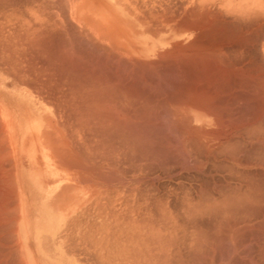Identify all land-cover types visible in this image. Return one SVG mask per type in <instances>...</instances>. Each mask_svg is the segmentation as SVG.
<instances>
[{
    "label": "rangeland",
    "instance_id": "rangeland-1",
    "mask_svg": "<svg viewBox=\"0 0 264 264\" xmlns=\"http://www.w3.org/2000/svg\"><path fill=\"white\" fill-rule=\"evenodd\" d=\"M263 2L260 10L254 0L257 6L251 19L223 4L211 6L218 12L215 25L227 30L222 28L223 50L219 52L215 43L201 41V45L216 50L213 58L221 54L218 63L232 69L234 79H230L222 73L205 78L185 63L176 68L171 60L158 61L157 55L150 59H156L155 68L160 65V69L144 73L129 59L140 54L132 40L138 33L142 39L152 38V33L169 26L185 34L186 40L179 39L182 44L193 41L196 33L201 40L203 29H187L183 21L196 6L191 0H0V49L8 45L15 50L11 58L0 50V143H5L0 146V264H57L42 255L28 260L20 249L19 223L13 221L20 211L11 207L14 199L6 192V175L12 169L18 192L13 168L22 155L25 163L19 176L24 202L18 195V205L23 211L29 203L52 210L50 201L61 190L58 203L68 202L61 187L67 182L78 188L79 196H73L72 202L91 207L98 242L93 259H85L87 264H264ZM121 33L127 36H116ZM115 40L119 47L113 45ZM15 63L20 64L18 70H6ZM179 85L189 88L183 86V94ZM190 88L196 97H214V103L203 101L206 112L176 111L175 106L186 104L178 92L187 96L192 94L187 92ZM173 101L179 103L174 106ZM43 110L51 127L46 140L52 143L48 141L50 148L37 153V139L43 138L39 131ZM135 111L142 113L135 117ZM8 131L17 136L20 153L10 151L16 143ZM32 131L36 139L22 147L20 143L27 139L26 144ZM57 138L63 163L59 186L54 180ZM3 152H10L8 158ZM29 166L36 174L50 167L47 189L41 185L42 175L39 184ZM63 255L68 261L75 253ZM76 255L80 260L81 255Z\"/></svg>",
    "mask_w": 264,
    "mask_h": 264
},
{
    "label": "bare ground",
    "instance_id": "bare-ground-1",
    "mask_svg": "<svg viewBox=\"0 0 264 264\" xmlns=\"http://www.w3.org/2000/svg\"><path fill=\"white\" fill-rule=\"evenodd\" d=\"M100 1V0H99ZM256 2H258L257 4H259V3H261V2H263V0H255ZM112 2H113V0H112ZM196 2V6L195 7H192V9L191 10H189L188 12L189 13H187V16H186V18H184L183 19V21L184 22H186L185 23V27L187 28V29H193V30H200V29H203L202 30V36H201V40H200V38H199V34L198 33H196V37H195V39L193 40V41H191V42H184V43H186V44H182L181 43V41L179 40V39H182V38H184V40H186L187 39V37L185 36V34L183 33V32H181V33H178V31H175L173 28H171V27H169V26H166L165 28H164V30H162V31H158V32H155V33H152V35H153V37L152 38H150V37H148L147 36V38L146 39H142V37H143V34L142 33H138L137 35H135V36H132L133 37V42H134V46H136V49H138V51H139V55H136V56H134V57H130L129 59H130V61H132L133 63V65L134 66H136V67H138L139 68V70L141 71V72H144L145 73V71H148L149 70V72H153V71H150V70H152V69H154L155 68V66H156V64H155V62H156V59H154L155 61H152V59H150V57L151 56H155V55H157V60L158 61H169V60H171V61H173L174 63H175V67L176 68H181V66H180V64H182V63H185L184 65H189V66H187V67H190V69L193 67L195 70H197V71H199L198 73H202V74H204V77L205 78H208V75H211L212 73V76L213 75H216L217 73H222V75H223V77L224 78H230L231 76H232V72L233 71H231L230 70V68H228L227 67V64H226V66L225 65H223L222 63L220 64V63H218V61L220 62V60H218L219 58H221V57H219V55H221V54H218V58H216V56H214V58L212 57V55L216 52V50L215 49H212L211 48V46H210V48H208V47H203V45H201L202 43H208V44H212V43H215V44H217V46L219 45L220 46V48H221V46H223V44H224V38H222V36H223V34H222V28H224V30H225V27H222L221 25L222 24H220V26L218 25V26H216L215 25V22H214V20H218V12H216L215 10H214V12L211 10V6H214V5H216V4H223L224 5V7L225 8H230V10H232V11H234V13L235 14H237L238 16H241V17H243V18H248V19H251V18H254V6H257V5H254V4H256V3H254V0H191V3L193 4V3H195ZM262 4V3H261ZM260 5V4H259ZM263 5H264V2H263ZM83 6V5H82ZM220 6V5H219ZM222 6V5H221ZM259 7V6H258ZM258 7H256V8H258ZM261 7H263V6H261L260 5V7H259V9L261 8ZM180 8V7H179ZM132 10H133V8H131ZM263 8H261L260 10H262ZM136 10V9H135ZM176 15V14H175ZM124 16V15H123ZM228 17V16H227ZM201 18V19H200ZM221 18V17H220ZM226 18V17H225ZM200 19V20H199ZM235 20H237V19H235ZM234 20V21H235ZM239 20V19H238ZM253 20V19H252ZM262 20V19H261ZM212 22H214V24L212 23ZM223 22V21H222ZM233 22V21H232ZM217 24H218V22H216ZM228 23V22H227ZM237 23V22H236ZM244 23V22H243ZM242 24V23H241ZM233 25V24H232ZM239 25V24H238ZM237 25V26H238ZM234 26V25H233ZM240 26V25H239ZM164 31V32H163ZM190 31V30H189ZM225 31H227V30H225ZM224 31V32H225ZM240 31V30H239ZM187 32V31H186ZM236 32H237V30H236ZM198 34V35H197ZM116 36H118V37H124V36H127V34L126 33H121V34H118V35H116ZM188 36V35H187ZM216 36H220L221 37V40L220 41H217V38H216ZM226 36V35H225ZM229 36V35H228ZM244 37V36H243ZM117 38V37H116ZM240 38V37H239ZM58 39V38H57ZM102 39V38H101ZM120 39V38H119ZM189 39V38H188ZM238 38H236V40H237ZM244 39V38H243ZM183 40V41H184ZM238 40H241V39H238ZM201 41H202V43H201ZM2 42V41H1ZM232 42V41H231ZM113 45H115V46H117V47H119L120 45H121V43H119L118 41H114L113 42ZM167 45H172V46H174L173 48H170V49H165L166 47L165 46H167ZM237 45V44H236ZM214 46V45H213ZM4 47V46H3ZM226 47V46H225ZM242 48V47H241ZM1 49L7 54V56L8 57H10V56H13L14 55V52H15V50H13V49H10L9 47H8V45H5V47H4V49L2 48V45H1ZM0 49V50H1ZM226 49V48H225ZM223 50V48H221L220 50H219V52H221ZM229 50V49H228ZM3 51H1V52H3ZM215 51V52H214ZM239 51V50H238ZM3 52V53H4ZM124 52V51H123ZM103 53V52H102ZM126 53V52H125ZM16 54H18V53H16ZM127 54V53H126ZM217 54V53H216ZM215 55V54H214ZM3 56V55H2ZM18 56V55H17ZM126 57V56H125ZM229 57V56H228ZM11 58V57H10ZM213 58V63L211 62V59ZM225 59H226V57H224ZM2 59V58H1ZM17 59V58H16ZM120 59V58H119ZM217 59V60H216ZM224 59V60H225ZM224 60H221V62L222 61H224ZM236 60V59H235ZM15 61V60H14ZM18 62H19V60H17ZM120 61V60H119ZM127 61V60H126ZM157 61V62H158ZM172 62V63H173ZM2 62L0 61V68L1 69H3V64H1ZM110 63V62H109ZM114 63V62H113ZM119 63V62H118ZM167 63V62H166ZM171 63V64H172ZM179 63V64H178ZM227 63H231V62H227ZM18 63H15V65L16 66H13L12 64L10 65L9 64V66L8 67H5L6 68V70L7 71H10V72H12V71H14V70H18V67H19V65H17ZM114 64H116V63H114ZM120 64V63H119ZM168 64V63H167ZM170 64V65H171ZM228 64V65H229ZM124 65V64H123ZM169 65V66H170ZM236 65V64H235ZM238 65V64H237ZM114 66V65H113ZM127 66V65H126ZM134 66H132L131 65V67H134ZM165 66V65H164ZM230 67H232L231 65H229ZM115 67V66H114ZM125 67V66H124ZM159 67V69H160V65L158 66ZM157 67V68H158ZM167 67V66H166ZM224 67V68H223ZM236 67V66H235ZM103 68V67H102ZM102 68H100V69H102ZM118 68V67H117ZM135 68V67H134ZM157 68H155L156 70H157ZM184 68H186V67H184ZM240 69V71H238V72H241L242 73V71H241V68H239ZM238 69V70H239ZM253 69V68H252ZM109 70H111V69H109ZM215 70V72H213ZM102 71V70H101ZM127 71L129 72V71H131L129 68H127ZM127 71H126V73H125V75L127 74ZM132 71H133V68H132ZM140 71H137V72H140ZM181 71V70H180ZM179 71V72H180ZM220 71V72H219ZM163 72V71H162ZM161 72V73H162ZM252 72V71H251ZM103 73V72H102ZM114 73V72H113ZM130 74H132L131 72H129ZM148 73V72H147ZM159 73V72H158ZM167 73V72H166ZM26 74V73H25ZM110 74V73H109ZM120 74V73H119ZM138 74V73H137ZM151 74V73H150ZM244 73H242V75H243ZM253 74V73H252ZM111 75V74H110ZM121 75H123V74H121ZM121 75H119V76H121ZM124 75V76H125ZM134 75V74H133ZM145 75V74H144ZM185 75H187V74H185ZM220 75V74H219ZM219 75H217V77H219ZM254 75V74H253ZM112 76L113 75H111V78H112ZM115 76H117V75H115ZM132 76V75H131ZM136 76V75H135ZM134 76V77H135ZM152 76V75H151ZM173 76V75H172ZM183 76V75H182ZM197 76V75H196ZM245 76V75H244ZM248 76H250V75H248ZM128 77V76H127ZM126 77V78H127ZM130 77V76H129ZM128 77V78H129ZM137 77L138 78H140L141 77V75H140V77L137 75ZM146 77V76H145ZM180 77V76H179ZM121 78H123V76L121 77ZM126 78H125V80H126ZM130 78H132L131 80H133V77H130ZM216 78V77H215ZM231 78H233L234 79V77L232 76ZM230 78V79H231ZM116 79V78H115ZM118 79V78H117ZM164 79V78H163ZM184 79V78H183ZM187 79V78H186ZM217 79V78H216ZM253 79V78H252ZM136 80H137V78H136ZM139 80V79H138ZM140 80H142V78L140 79ZM148 80V79H147ZM197 80L199 81V82H201L200 80H201V76H198V78H197ZM235 80H237V79H235ZM240 80V79H239ZM135 81V80H134ZM143 81V80H142ZM150 81V80H149ZM148 81V82H149ZM185 81V80H184ZM194 81V80H193ZM197 81V82H198ZM211 80H209V82H210ZM234 81V80H233ZM153 82V81H152ZM180 82H181V80H180ZM180 82H178V84L180 83ZM207 82H208V80H207ZM236 82V81H235ZM234 82V83H235ZM241 82V81H240ZM112 83V82H111ZM115 82H113V84H114ZM117 83H118V81H117ZM121 83H123V82H121ZM147 83V82H146ZM160 83V82H159ZM189 83H190V81H189ZM189 83H184V84H189ZM194 83V82H193ZM195 83H196V80H195ZM222 83H225V81L223 82L222 81ZM227 83V82H226ZM233 83V84H234ZM262 83H263V81H262ZM143 84V83H142ZM149 83H147V85H148ZM177 84V85H178ZM181 84V83H180ZM199 84V83H198ZM197 84V85H198ZM210 84V83H209ZM215 84H216V82H215ZM232 84V85H233ZM236 84V83H235ZM238 84H242V83H238ZM27 85V84H26ZM115 85V84H114ZM144 85V84H143ZM176 85V86H177ZM194 85V84H193ZM193 85H192V87H193ZM208 85V84H207ZM207 85H205L206 87H207ZM213 85V84H212ZM217 85V84H216ZM216 85H213L214 87L216 86ZM231 85V84H230ZM149 86V85H148ZM153 86V85H152ZM162 86V85H161ZM174 87L173 86V91H175V89L174 88H176L177 89V87ZM182 85H179V88L181 87ZM184 86V85H183ZM183 86L180 88L181 90H179V91H181L182 92V89H183ZM186 86V85H185ZM184 86V87H185ZM201 86V85H200ZM200 86L198 85V87L200 88ZM202 86H203V84H202ZM219 86V85H218ZM31 87V86H30ZM164 87V86H163ZM172 87V86H171ZM188 87V86H187ZM187 87H185V88H187ZM189 87H191V83H190V86ZM188 87V88H189ZM196 88V89H199V88ZM204 87V86H203ZM202 87V88H203ZM225 87V86H224ZM227 87H229L230 88V86H228L227 85ZM147 88V87H146ZM178 88V89H179ZM184 88V89H185ZM212 88V87H211ZM223 87H221V89H222ZM235 88H236V85H235ZM242 88V87H241ZM264 88V87H263ZM150 89H152V88H150ZM183 89V90H184ZM208 89V88H207ZM215 89H217L216 87H215ZM227 89V88H226ZM148 90V89H147ZM158 90V89H157ZM156 90V91H157ZM160 90V89H159ZM187 90V89H186ZM190 90H192L193 91V89H189L187 92L188 93H192V91L191 92H189ZM200 90V89H199ZM210 90V89H209ZM155 91V90H154ZM172 91V90H171ZM213 91H215L214 90V88H213ZM216 91H219V90H216ZM229 92H230V89L228 90ZM234 91V90H233ZM144 92H145V90H144ZM143 92V93H144ZM196 92V91H195ZM195 92H193L192 94H186L187 96H182V94H180V92H178L179 94V98H182V99H184L183 101H185L184 103H186L184 106H178L177 105V103H179V102H175V101H173L172 103L174 104V102L176 103V105L177 106H175V104H174V106H175V109L177 108V107H179L176 111H179V110H188V111H192V112H195V111H198V112H200V113H202V111L204 110L205 112H206V108L204 107V106H206L207 105V103H204L203 104V101L204 100H206V101H204V102H207V100H208V102H212L213 100H214V97L213 96H207V97H202V98H200V97H196V95L194 94ZM208 92V91H207ZM207 92H205V93H207ZM26 93V92H25ZM147 93V92H146ZM165 93V92H164ZM183 93V92H182ZM200 93V92H199ZM198 93V94H199ZM221 93H225V92H221ZM263 93V92H262ZM148 94H149V92H148ZM184 94V93H183ZM197 94V93H196ZM198 94H197V96H198ZM204 94V93H203ZM210 94V93H209ZM227 94V93H226ZM229 94H231V93H229ZM124 95V94H123ZM157 95V94H156ZM165 95H167L166 93H165ZM177 95V96H178ZM193 95H195V96H193ZM205 95V94H204ZM206 95H208V94H206ZM159 96V95H158ZM168 96H169V94H168ZM182 96V97H181ZM200 96V95H199ZM202 96V95H201ZM262 96V95H261ZM261 96H259V97H261ZM149 97V96H148ZM162 97H163V95H162ZM165 97V96H164ZM171 97V96H170ZM172 97H174V96H172ZM184 97V98H183ZM217 97L218 96H216V98L215 99H217ZM222 97V96H221ZM153 98V97H152ZM168 98V97H167ZM175 98V97H174ZM173 98V99H174ZM145 99H148V98H146L145 97ZM150 99V98H149ZM155 99H156V97H155ZM163 99V98H162ZM182 99H180L181 101H182ZM144 100V99H143ZM172 100V99H171ZM174 100H177L176 98L174 99ZM157 101V100H156ZM215 101V100H214ZM138 102V101H137ZM144 102V101H143ZM147 102V101H146ZM153 102V101H152ZM151 102V103H152ZM161 102V101H160ZM264 102V100L262 101V103ZM151 103H149V104H151ZM171 103V102H170ZM212 103H214V102H212ZM111 104V103H110ZM138 104V103H137ZM155 104V103H154ZM159 104V103H158ZM167 104H168V102H167ZM229 104V103H228ZM228 104H226V105H228ZM255 104V103H254ZM148 105V104H147ZM153 105V104H152ZM168 105H170V104H168ZM167 105V106H168ZM212 105V104H211ZM225 105V106H226ZM97 106V105H96ZM110 106H112V104L110 105ZM136 106V105H135ZM208 106H210V105H208ZM223 106H224V104H223ZM115 107H116V105H115ZM151 106L149 105V108H150ZM153 107V106H152ZM151 107V108H152ZM170 107V106H169ZM172 107V109H173V106H171ZM170 107V108H171ZM216 107V106H215ZM214 107V108H215ZM136 108V107H135ZM145 108H147L146 107V105H145ZM155 108V107H154ZM167 108V107H166ZM181 108V109H180ZM175 109H173L172 111H174ZM54 110H56V109H54ZM135 110V109H134ZM136 110H138L137 108H136ZM141 110V109H140ZM167 110V109H166ZM264 110V109H263ZM132 111V110H131ZM171 111V112H172ZM125 112V111H124ZM136 112V111H135ZM138 112H140V111H137L136 112V115H135V117H138L139 115H138ZM179 112H181V111H179ZM219 112V111H218ZM252 112V111H251ZM120 113V112H119ZM140 113H142V111L140 112ZM182 113V112H181ZM183 113H185V112H183ZM48 113H47V111L46 110H43L42 112H41V116H42V128L39 130L40 131V135L43 137L42 139H37V141L39 142V146H38V150L36 151L37 153H40V152H43V151H45L47 148L49 149L50 148V146H49V142L48 141H50V140H46L47 139V135H48V133H49V131H50V129H51V127L48 125L49 123V121H48V118L46 119L45 117L46 116H48L47 115ZM125 114V113H124ZM128 114V113H127ZM148 114H149V112H148ZM175 114H177V113H175ZM175 114H174V116H175ZM186 114V113H185ZM134 115V114H133ZM138 115V116H137ZM142 115V114H141ZM147 115V114H146ZM169 115V114H168ZM182 115V114H181ZM215 115V114H214ZM251 115V114H250ZM130 116V115H129ZM150 116H152V115H150ZM155 116V115H154ZM174 116H173V118H174ZM177 116H178V114H177ZM219 116H220V114H219ZM218 116V117H219ZM61 117V116H60ZM141 117V116H140ZM146 117V116H145ZM153 117V116H152ZM185 116H183V118H184ZM256 117V116H255ZM10 119V118H9ZM58 119V118H57ZM56 119V120H57ZM208 119V118H207ZM59 120V119H58ZM131 120V119H130ZM217 120V119H216ZM237 120V119H236ZM253 120V119H252ZM126 121V120H125ZM166 121V120H165ZM180 121V120H179ZM183 121V120H182ZM243 121V120H242ZM148 122V121H147ZM156 122H158V121H156ZM188 122V121H187ZM218 122V121H217ZM241 122V121H240ZM239 122V123H240ZM46 123H47V125H46ZM132 123H134V122H132ZM140 123V122H139ZM152 123H154V121L152 122ZM218 123H221V122H218ZM230 123V122H229ZM233 123V122H232ZM237 123V122H236ZM243 123V122H242ZM59 124V123H58ZM137 124H138V122H137ZM155 124V123H154ZM180 124H182V123H180ZM53 125V124H52ZM55 125V124H54ZM134 125H136V123H134ZM170 125V124H169ZM48 126H49V128H48ZM176 126V125H175ZM232 126V125H231ZM10 127V126H9ZM14 126H12V128H13ZM59 127V126H58ZM193 127V126H192ZM167 128H168V126H167ZM173 128V127H172ZM176 129V128H175ZM184 131V130H183ZM186 131H188V130H186ZM33 132L34 131H32V133L31 134H29V137H28V141H27V143L26 144H24L23 142H26V140L27 139H23V141L20 143L21 144V146L22 147H26V146H31L32 145V140H34V139H36L35 138V135L33 134ZM163 132V131H162ZM155 133H157V132H155ZM171 133V132H170ZM175 133V132H174ZM192 134V133H191ZM8 135L11 137V141H14L15 143H16V145H13V146H11L10 147V151H12V152H19L20 153V145L18 144V139H17V136H15L14 135V133H13V131H11V134H10V132L8 131ZM51 136V135H50ZM50 136H49V138H50ZM170 136V135H169ZM176 136V135H175ZM182 136V135H181ZM167 137V136H166ZM0 138H1V136H0ZM67 138V137H66ZM193 138V137H192ZM167 139V138H166ZM173 139V138H172ZM4 140V139H3ZM2 140V141H3ZM156 140V139H155ZM162 140V139H161ZM5 141H6V138H5ZM52 141V140H51ZM50 141V142H51ZM154 141V140H153ZM168 141H170V140H168ZM4 142V141H3ZM2 142V143H3ZM151 142V141H150ZM165 142V141H164ZM199 142V141H198ZM2 143H0V146H1V144ZM52 143V142H51ZM162 143V142H161ZM168 143V142H167ZM192 143V142H191ZM200 143V142H199ZM5 143H3V145H4ZM60 144H61V141H60V139H58L57 138V141H56V151H54V159H55V164H56V169H55V172H54V176L56 175V178L54 177V180H55V182L58 184H56L57 186H59L61 183H63V178H62V175H61V173H60V171H61V169H62V164H61V161H62V153H60L59 152V147H60ZM159 144H160V142H159ZM2 145V146H3ZM166 145V144H165ZM168 145V144H167ZM166 145V146H167ZM171 145V144H170ZM174 145V144H173ZM176 145V144H175ZM204 145V144H203ZM53 146V145H52ZM51 146V147H52ZM160 146V145H159ZM163 147V146H162ZM171 147V146H170ZM5 148V147H4ZM3 149V148H2ZM7 149V148H6ZM1 150V149H0ZM4 151H5V149H4ZM8 151V150H7ZM173 152V151H172ZM4 153V152H3ZM9 153L10 152H5L4 153V155H5V157H7L8 158V155H9ZM34 153V152H33ZM6 154H8V155H6ZM12 154V153H11ZM4 155H2V157L1 158H3L4 157ZM1 156V155H0ZM4 157V158H5ZM3 158V159H4ZM6 159V158H5ZM7 160V159H6ZM4 160H2V163H5V162H3ZM9 161V160H8ZM75 162V161H74ZM74 162H72V163H74ZM24 163H25V161H24V159H23V155H22V159H20V162L18 161L17 162V165L15 166V168H13V170H15L16 172H14V174L15 175H17V182H18V185H17V187H18V192H17V190H16V185H15V183H14V181H13V172L11 173L10 172V170H12V169H10V168H8V169H10L9 171H7L8 172V175H6V177H7V184H6V189H7V193L9 194V195H11V196H13V198L12 199H14V203L13 202H11L12 201V199H9V203L11 202V203H13V205H11V207L12 206H14L15 205V209H16V211H17V209L20 211V215L17 217V220H15V219H13V221H17L18 223H19V220H18V218L19 219H21V217H22V212H23V208H21L20 207V205H18V195L19 196H21V199H22V201L24 202V199H23V195H24V188H23V183L21 182L20 183V181H21V179H20V171L23 169V166H24ZM8 164V163H7ZM9 164H11L10 163V161H9ZM33 164V163H32ZM60 165H61V167H60ZM4 166V165H3ZM6 167V166H5ZM12 167V166H11ZM38 168H39V165H38ZM28 169L31 171V173L33 172L32 171V169L30 168V166L28 167ZM47 169H49V171H50V167H47ZM46 171L45 172V170H44V172H41V174H36V172H38L37 170H35L32 174H31V176L32 175H36V179L38 180V182H39V184H40V176L42 175V182H41V185H43L44 187H45V189H47L48 188V186H49V183L51 182L50 181V179L51 178H47V176H46V174L48 175L49 173L52 175V171ZM5 173H6V170L4 171ZM76 172V171H75ZM240 172V171H239ZM249 172V171H248ZM247 172V173H248ZM9 174H11L10 176H11V178L9 177ZM29 178V177H28ZM252 178H254V177H252ZM259 179V178H258ZM263 180V179H262ZM6 183V182H5ZM112 183V182H111ZM259 183V182H258ZM4 184V183H3ZM229 186V185H228ZM230 186H232V185H230ZM62 188H63V185L61 186ZM235 187V186H234ZM240 187V186H239ZM239 187H236V189H238ZM4 188V187H3ZM60 188V187H59ZM56 189H58V188H56ZM229 189H230V187L228 188V191H229ZM62 191V190H61ZM61 191H60V193L59 194H57L58 192H56V194H54V197L51 199V201H50V204H51V209L56 213V211H59L60 210V205H62L61 203H58V201L60 200V194H61ZM232 191H234V190H232ZM231 191V192H232ZM3 193V192H2ZM1 194V193H0ZM3 195H5V193L3 194ZM5 197H7V195L5 196ZM10 197V196H9ZM4 198V197H3ZM210 198V197H209ZM75 199V198H74ZM11 200V201H10ZM75 203V202H74ZM2 204H5V201H4V203L2 202ZM6 204H8V202L6 201ZM48 204H49V202H48ZM47 206V205H46ZM2 206L0 205V211H1V213H2ZM12 208H14V207H12ZM12 208H10V209H12ZM48 208H49V206H48ZM67 208V207H66ZM218 209V208H217ZM257 209V208H256ZM13 210V209H12ZM238 210V209H237ZM244 210V209H243ZM243 210H241L240 212L242 213V211ZM18 211V212H19ZM218 211H220V210H217L216 212H218ZM5 212V211H4ZM6 212H7V210H6ZM6 212H5V215H6ZM14 212H15V210H14ZM245 212H247L246 210H245ZM12 213V212H11ZM16 213V212H15ZM54 213V214H55ZM220 213H222V212H220ZM237 213H238V211H237ZM257 213V212H256ZM255 213V214H256ZM261 213V212H260ZM68 214V213H67ZM219 214H217V216H218ZM234 215H236L235 213H234ZM231 216V215H230ZM59 217V216H58ZM212 217V216H211ZM216 217V216H215ZM241 217V216H240ZM255 217V216H254ZM1 218V217H0ZM217 218H219V217H217ZM241 218H243V217H241ZM221 219V218H220ZM226 219V218H225ZM229 219V218H228ZM227 219V220H228ZM231 219V218H230ZM235 219V218H234ZM1 220V219H0ZM239 220V219H238ZM226 221V220H225ZM231 221V220H230ZM236 221V220H235ZM234 221V222H235ZM246 221H247V219H246ZM229 222V221H228ZM262 222H264V221H262ZM9 223H11V221L9 222ZM7 224L8 226L9 225H11V224ZM13 223H15V222H12V224ZM216 223V222H215ZM227 223V222H226ZM237 223V222H236ZM259 223V222H258ZM224 224V223H223ZM0 225H2V224H0ZM6 225V224H5ZM4 225V226H5ZM142 225V224H141ZM226 225V224H225ZM235 225V224H234ZM260 225V224H259ZM3 226V225H2ZM231 226V225H230ZM264 226V225H263ZM12 227H14V224H13V226ZM232 227V226H231ZM3 228V227H2ZM214 228V227H213ZM8 229V228H7ZM6 229V230H7ZM9 230V229H8ZM7 230V231H8ZM241 230V229H240ZM252 230V229H251ZM256 230V229H255ZM12 231V230H11ZM10 230H9V232L10 233H12L13 231L15 232L16 230L14 229L12 232H11ZM223 231V230H222ZM237 231H239V230H237ZM242 231V230H241ZM224 232H225V230H224ZM223 232V233H224ZM229 232V231H228ZM244 232V231H243ZM9 233V234H10ZM59 233H61V232H59ZM206 233V232H205ZM211 233H213V232H211ZM210 233V234H211ZM225 233H227V231L225 232ZM21 234V233H20ZM208 234V233H207ZM210 234H209V236H210ZM228 234V233H227ZM243 235H245V233L243 234ZM221 236V235H220ZM219 236V237H220ZM223 236V235H222ZM238 236V235H237ZM236 236V237H237ZM246 236V235H245ZM20 237V236H19ZM205 237H206V235H205ZM108 238V237H107ZM208 239L209 238H207V240L206 241H208ZM217 239V238H216ZM221 239H223V238H221L220 237V240ZM240 239V238H239ZM252 239V238H251ZM254 239V238H253ZM226 240H227V238H226ZM243 241V240H242ZM241 241V242H242ZM200 242V241H199ZM210 242V241H209ZM217 242V241H216ZM251 242V241H250ZM253 242V241H252ZM221 243V242H220ZM13 244V243H12ZM59 244V243H58ZM23 245V244H22ZM205 246V245H204ZM213 246V245H212ZM230 246V245H229ZM199 247V246H198ZM203 247V246H202ZM221 247V246H220ZM224 247V246H223ZM197 248V247H196ZM234 248H235V246H234ZM59 249V248H58ZM195 249V248H194ZM10 250V249H9ZM26 250V249H25ZM197 252V251H196ZM0 253H3V252H0ZM0 255H2L3 256V254H0ZM252 256V255H251ZM51 258H54V257H51ZM58 260V259H57ZM56 262V261H55ZM254 263V262H253ZM58 264V263H57ZM184 264V263H183ZM247 264V263H246Z\"/></svg>",
    "mask_w": 264,
    "mask_h": 264
},
{
    "label": "crops",
    "instance_id": "crops-1",
    "mask_svg": "<svg viewBox=\"0 0 264 264\" xmlns=\"http://www.w3.org/2000/svg\"><path fill=\"white\" fill-rule=\"evenodd\" d=\"M71 173L72 177L76 176L73 171ZM75 186L69 182L63 186L68 202L60 205L55 214L46 205L29 203L25 206L18 225V238L20 249L28 260L42 255V259H53L58 264H87L85 259H93L98 242L97 230L95 234L93 227L97 229V221L95 224L90 206L72 202L73 196H79ZM64 253L75 255L64 261ZM76 254L81 255L80 260Z\"/></svg>",
    "mask_w": 264,
    "mask_h": 264
}]
</instances>
